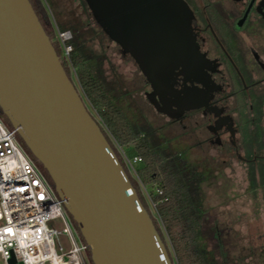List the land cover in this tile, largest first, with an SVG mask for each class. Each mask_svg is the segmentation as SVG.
<instances>
[{
	"label": "water",
	"instance_id": "obj_1",
	"mask_svg": "<svg viewBox=\"0 0 264 264\" xmlns=\"http://www.w3.org/2000/svg\"><path fill=\"white\" fill-rule=\"evenodd\" d=\"M83 1L108 42L129 55L150 84L148 103L171 118L176 71L200 81L206 64L187 3ZM181 94L187 96H175L182 103ZM0 109L48 173L93 264H173L29 0H0Z\"/></svg>",
	"mask_w": 264,
	"mask_h": 264
},
{
	"label": "flooded vegetation",
	"instance_id": "obj_2",
	"mask_svg": "<svg viewBox=\"0 0 264 264\" xmlns=\"http://www.w3.org/2000/svg\"><path fill=\"white\" fill-rule=\"evenodd\" d=\"M184 1L193 13V34L206 60L204 75L196 77L198 81L176 71L171 118L158 114L147 95L146 103L167 120L175 146L185 140L184 156L205 171L201 238L207 252L217 264H245L250 257L233 254L239 246L229 239L230 228L221 218H212L204 185L211 182L216 170L237 162L246 168L250 191L264 194V0ZM111 48L136 65L118 46ZM140 74L143 89L150 93V84ZM182 92L187 96L180 95L186 96L181 103L175 95ZM207 215L212 249L203 233ZM259 258L264 259V250Z\"/></svg>",
	"mask_w": 264,
	"mask_h": 264
},
{
	"label": "trees",
	"instance_id": "obj_3",
	"mask_svg": "<svg viewBox=\"0 0 264 264\" xmlns=\"http://www.w3.org/2000/svg\"><path fill=\"white\" fill-rule=\"evenodd\" d=\"M29 1L43 29L50 38L57 55L60 57L62 49L56 30L53 27L50 30L48 27L51 20L43 1ZM80 1L84 6L87 16L85 24L81 23L80 18H74L71 21H59L60 30H69L73 34V39L70 42L72 45L70 62L62 61L67 75L70 78L69 69L72 68L85 98L115 142L122 149H126V155L130 158L135 156L142 158V162L136 169L137 176L146 188L148 195L157 203L156 211L169 245L172 247L176 264H217L213 256L207 252L205 242L201 238L202 218L204 214L201 184L206 180L204 169H200V165L197 163L190 162L184 156L185 151L181 148H176L173 145L172 139L164 135L163 130L168 128V124H164L158 129L146 124H137L136 120L134 118L131 120L126 116L122 108L114 101V96L111 95V92L115 90L114 86L117 85V82L108 83L105 81L101 77V71L94 64V52L91 55H87L81 49L82 45L87 42L88 38L85 39L87 34L95 41H99L101 45H104L108 40L92 21L86 3L83 0ZM103 56L97 55L96 57L100 64L104 62ZM0 115L6 124L12 127L1 109ZM105 137L109 140V144L126 172L127 168L122 157L116 153L110 139L106 135ZM18 139L22 142L19 135ZM23 147L40 167L54 188L48 173L41 163L32 156L25 145ZM128 178L136 190L135 182L132 181L130 176ZM156 188L163 190V197L157 195ZM137 194L147 209L143 197L138 192ZM163 198H167V200L163 201ZM152 220L161 239L167 246L158 222L153 217ZM91 264H93L92 261Z\"/></svg>",
	"mask_w": 264,
	"mask_h": 264
},
{
	"label": "rangeland",
	"instance_id": "obj_4",
	"mask_svg": "<svg viewBox=\"0 0 264 264\" xmlns=\"http://www.w3.org/2000/svg\"><path fill=\"white\" fill-rule=\"evenodd\" d=\"M42 1L51 20V23L48 26L49 29L52 27L54 30H56V28L60 29L59 21L63 22V20L71 21L74 18H80L81 23L83 24L87 21L85 9L80 0ZM85 39H87V42L82 45L81 49L87 55H91L94 52V64L97 66L98 70L101 71V77L108 83L117 82V85L114 86L115 90L111 92V95L114 96V101L122 108L125 115L131 120L134 118L137 124L150 125L155 129L166 124L167 120L164 117L158 116L150 105L146 103L145 95L147 90H144L142 87L141 74L136 65L134 63L132 64L129 60L121 58L120 52L111 48V46L116 47V45L109 42L101 45L99 41H95L90 35L88 36V34ZM107 43H109V47ZM97 55H104L103 64L99 63L96 58ZM69 70L70 79L77 89L87 111L97 122L101 131L105 133L104 135L110 139L116 153L122 157L123 153L126 152V149H122L108 133L96 112L85 98L74 70L72 68ZM0 117L3 119L1 115ZM170 128L171 127L168 125V128L163 130V132L165 136H168V138L171 139ZM20 143L22 146L24 145V143ZM177 143L176 148H181L183 151L186 149L185 146L187 144L185 143V140L180 139ZM173 144L175 145L176 143ZM125 166L127 168V176H130L132 181L135 182L136 190L140 196L143 197L144 204L150 215L158 222L161 233L165 238L167 248L170 252L171 260L173 264H176L172 247L169 245L157 211L150 202L145 192V187L136 175L135 170L139 165L136 166L135 170L129 168L127 165ZM214 176L215 177L212 178L211 182L205 183L204 185V192L207 196L206 204L207 208L211 210L210 214H212V218H221L220 220L223 221V224L230 228L229 239L233 244L237 243L239 246L238 251H235L233 254L241 253L249 256L250 258L245 264H264V259L259 258L261 252L264 250V194L261 192L258 193V191L256 193L250 191L251 187L250 181L247 179V171L245 166L241 163L234 162L233 165L227 166L221 170H216ZM148 188L150 187L148 186ZM209 216L204 220L203 233L209 249H212L213 243L208 240L209 227L211 225ZM70 220L75 227L77 239L80 241L82 237L77 226L71 217ZM54 226L57 229L62 230L64 223L62 220H57L54 222ZM61 242L67 249L70 247L67 238H62ZM88 255L90 257V251ZM0 264H5L1 257Z\"/></svg>",
	"mask_w": 264,
	"mask_h": 264
},
{
	"label": "built area",
	"instance_id": "obj_5",
	"mask_svg": "<svg viewBox=\"0 0 264 264\" xmlns=\"http://www.w3.org/2000/svg\"><path fill=\"white\" fill-rule=\"evenodd\" d=\"M56 33L61 61L70 62L73 34L58 28ZM122 160L134 170L142 162L126 153ZM155 191L163 197L162 189ZM145 192L156 209L146 188ZM57 220L63 221L62 230L54 226ZM76 234L63 201L20 143L17 131L0 117V257L5 264L12 258L14 264H91L89 247ZM62 238H67L68 249Z\"/></svg>",
	"mask_w": 264,
	"mask_h": 264
}]
</instances>
